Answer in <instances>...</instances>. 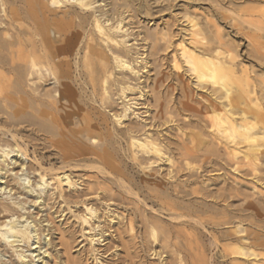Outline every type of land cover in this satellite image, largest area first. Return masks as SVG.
Here are the masks:
<instances>
[{"label":"bare ground","instance_id":"bare-ground-1","mask_svg":"<svg viewBox=\"0 0 264 264\" xmlns=\"http://www.w3.org/2000/svg\"><path fill=\"white\" fill-rule=\"evenodd\" d=\"M225 1L214 0L217 14L233 20L231 25L236 34L250 42L251 49L246 54L264 65V6H259L264 0L240 9L245 17L238 18L224 11L222 2ZM227 1L232 5L235 0ZM120 2L0 0V264H9L1 258L10 250L15 258V261L10 259V264H59L56 234L66 252L75 248L78 235L88 242L76 252L72 264H87L91 259L95 264H209L210 260L198 254V240L186 227L220 224L208 217L215 208L205 199L224 200L225 193L220 191L233 189L226 182L217 194L204 186L187 191L186 184L179 183V176L187 171L190 180L203 173L218 171L224 175L230 170L252 177L264 165V80L255 78L259 82L257 89L258 84L251 76L254 71L250 74L245 69L242 74L238 73V47L225 40L217 25L216 34L212 31L214 36L207 39L202 30L193 29L197 25L187 15L178 20L181 31L176 32L168 24V41L157 28L145 27L136 34L130 20L138 17V9L132 7V0ZM245 24L251 27L246 28ZM176 37L181 39V62L211 93L203 96L201 105L195 107L191 105L194 94L188 90L189 83L181 82L184 99L181 112L188 116L181 119V129L178 128L181 131L180 167L169 166L172 159L165 151L167 138L156 133L166 121L158 123L151 119L148 123L141 118L142 114L136 113V108L146 106L148 85L145 83L149 78L145 74L150 72L151 58L157 56L156 62L160 64L159 54L172 47ZM157 63L155 67L159 71ZM175 66L182 69L178 62ZM160 87L161 82L156 79L153 90L163 110ZM112 88H116L115 94ZM135 91L137 94L130 97ZM132 117L137 121L131 120ZM128 118L130 122L123 129ZM109 121L122 128H109ZM199 131L207 132L204 134L208 137L201 138ZM123 143L129 146L133 160L146 172L141 185L149 193L143 198L141 186L135 191L131 181L126 185V176L115 166L114 151ZM39 151L44 154L41 158H38ZM159 162L167 163L169 168L156 170ZM209 167L214 169L209 171ZM78 170L83 172L75 175L74 171ZM89 171L94 175L87 176ZM113 185H118L128 198L136 199L124 201L125 195L119 194L129 206H138L135 217L128 213L119 215L111 204L107 203L102 210L93 203L103 198L114 202ZM5 195L11 199L17 197L12 203H5L4 199H8ZM24 195L31 198L28 207L27 202L20 201ZM186 196H194L196 200L191 198L182 205L179 201ZM199 197H205L206 202H198ZM147 199L159 205V214H155L160 216L149 217L147 208L142 209ZM31 207L38 214L46 207L55 212L49 210L48 219L42 222L30 211L22 213ZM66 211L76 223L68 221ZM221 214L224 215L221 223L231 224L226 214ZM55 215H60L55 219L64 217V220L56 223ZM164 215H169L173 226L183 227L171 231V225H164ZM44 222L53 227L47 229ZM238 229L230 230L229 236L240 234ZM147 232L153 240L147 238ZM127 235L130 240L124 242ZM109 239L110 244L103 246H106L105 253L114 249L112 259L103 261L98 245ZM238 239L241 245L247 240ZM116 242L122 244L124 256ZM25 245L28 251L24 250ZM165 253L173 259L169 261ZM233 253L241 259L260 256L243 246Z\"/></svg>","mask_w":264,"mask_h":264},{"label":"rangeland","instance_id":"rangeland-1","mask_svg":"<svg viewBox=\"0 0 264 264\" xmlns=\"http://www.w3.org/2000/svg\"><path fill=\"white\" fill-rule=\"evenodd\" d=\"M127 1H131V0H127ZM194 1H196L195 2L196 5L193 4ZM124 2H125V0L124 1L122 0V2H120V3L123 4ZM193 2H192V0H173V1H167V0H157V1L156 0H132L131 5L135 6V7L134 6H132V7L135 10L138 9V11H137L138 17L135 18L134 20H132V19L130 20L132 22V24L130 26L132 29H134V32L136 34L139 33V31L144 30L145 27H148L149 29L150 28L151 29L157 28V32H162L163 35L165 36L166 41H168V39H170V37L166 36L169 33L167 27L170 25L171 27H173L175 29L176 32L181 31L182 27H181L180 22H178V20H180L181 17H185V15L191 17V19H193L194 22L196 23L197 27H195L193 29L202 30V33L204 35H207V37H208L207 39H210L211 37H213L216 34L215 31L217 32V30H216V25H217L221 31L222 36L225 38V40L227 42H231L232 44H234L238 47L237 49H238V52L240 55V57L237 61V67H236L238 70V73L242 74L241 72H243L245 69H248V72L249 71L251 72V73L249 72L250 74H252L253 71L255 72V73L253 72V74L251 75L252 77L254 76L253 77L254 80H255V78L257 81L264 80V70H263L264 68H261L263 65L262 62L260 63L256 59H254V58H252L246 54L247 51L249 49H251L250 48V42L245 38V36L236 34L235 27L233 25H231V24H233V20L232 19H225L222 16H220L219 14H217L218 8L216 7V5H215L216 3L214 2V0H200V1L199 0H193ZM256 3H257V0H235L233 2V4L231 5L226 0L224 3L222 2V8L224 9V11L229 12L232 17H237V18L239 16L245 17L244 12L240 11V9L255 6V5H257ZM259 6L262 7V6H264V4H261ZM163 10H165V11L160 13V14L156 13V11H163ZM208 24H209V27H207ZM245 27L250 28L251 26L245 24ZM139 28H140V30H139ZM163 29H164V31H163ZM212 31H214V35H211V33H213ZM208 32H210V33L208 34ZM167 37H169V38H167ZM153 43L154 42H151V44H152L151 46L154 45ZM171 44H172L171 45L172 47H170L166 51L162 50L164 52L161 51V53L159 54L160 60L162 59V61H159L161 66H160V64H158L156 62V58H158L157 56L156 57L153 56L151 58L150 72H148L149 74H145L146 76L148 75L147 77L149 78V80H147V83H145V85L146 84L148 85L147 93H146V97H145L146 98V106H144V107L139 106L138 108H136L137 109L136 113L138 112V114H142L141 118H143L144 120H147L148 123L151 122L152 120H155V122H158V123H160V121H161V123H164L166 121L165 122L166 124L162 128L157 129L158 132L156 130V133L164 134V137L167 138V140H166L167 144H165L166 145L165 151H166L168 157L170 156V158L172 160H174V161H172L170 159L171 163L173 165H171V163H169V166L176 165V167L177 166L180 167L181 131H179L178 128L181 129V119H184L187 115L186 113L181 112V103L184 102V99H182L183 97H181V82L186 81L187 83H189L190 86L188 87V90L192 94H194L193 97L191 98V105H193L195 107H199L201 105V99L203 96L209 95L211 93H210V90L208 88H205L203 85H201L202 83L200 80L197 79L196 75L187 71V67L185 66L184 63L181 62V59H180L181 39L179 40V37L173 38ZM184 45H186V44H184ZM153 51H152L153 54H155L156 51L155 50H153ZM199 51L200 50H198L197 52H199ZM250 58H251V61H250ZM155 62L159 65V69H160L159 71L155 67L156 66ZM177 62L179 63L180 66L182 65V69H181V67L179 70L176 69L175 64ZM263 67H264V65H263ZM256 73H258V74H256ZM181 74L183 76L182 79H181ZM156 79H159L161 82V87L158 90L162 94V97H163L162 105H163L164 109L166 108L165 111H164V109L160 110V108H159L160 103H158V101H157L158 99L155 96L154 83H155ZM256 80H255V82H256V84H258L257 89H259V82L257 83ZM115 89L116 88H112L113 94L116 93ZM137 92L138 91H135L131 94L128 93V94H129V96L130 95L132 96V95L137 94ZM141 102H145V101H141ZM120 108H121V106H119L118 109H120ZM140 108H142V109H140ZM147 111H148V114H145V112H147ZM133 118L134 117H132L131 120H133ZM158 118L160 120H157ZM129 120L130 119L128 118V121L127 120L124 121L123 129L126 127L125 125L130 122ZM134 121H137V119L134 118ZM109 125H110L109 128H111L113 130H117V129L122 128V126H119L118 124H116L112 121H109ZM184 132L189 133L190 130L188 131V129H186V130L184 129ZM199 133H200L201 138H207L208 137V135L206 137V134H208L207 132L199 131ZM204 133H206V134H204ZM9 139H11V138H9ZM168 144H169V146H168ZM178 145H180V146H178ZM120 146L122 148L118 149ZM177 147H179V148H177ZM167 150L170 152H168ZM33 151H34V149H31V152H33ZM116 151H114L115 152L114 163H115V166H117L119 168L118 170H120L126 176L125 184L127 185L131 181L130 183L133 185L135 191L138 190V187H139L138 185H140L141 189H142L140 196H141V198H143L144 195H147L149 193L147 191V189L142 188V185H141V181H143V178L145 177L146 172H144L143 169H141V167H139L137 161L133 160L132 151L130 150L128 145H126L124 143L121 145H118L116 148ZM121 151H122V153H121ZM42 156H44L43 152L39 151L38 158H41ZM45 157H47L46 154H45ZM33 159H34V156L32 155L31 160H33ZM50 166H51L50 164L46 165L47 168H50ZM169 166H167V163L165 164L163 162L162 163L159 162L157 164V166L155 165V168H156V170H160L161 168L163 170H167L169 168ZM57 167H59V163L57 164L56 168ZM263 167H264V165L261 167L262 169L260 168L257 176H252V177L249 175H246L245 173H237V172L232 173L230 170H229L230 172L227 170L226 173H224V175H220V173H218V171H215V172L212 171L214 169L213 167L208 168V170L212 171V172L203 173V176H201L199 178L198 177L192 178L193 180L192 179L189 180L187 178V176L189 174V173L187 174V171L185 172L186 174H184V172H183V174L181 173V175L179 176V180H178L179 183H181L182 185L186 184L185 187H186V189H188L187 191H190L192 188H203V186H204V187H208V188L211 187V189L213 191L212 193L217 194L218 191L221 190V188L225 185L226 182L229 184L230 188L233 189V190H227L225 192L222 190L220 191V192L225 193V199L224 200L218 199V198L217 199L216 198H209V199L206 198L205 199V197L204 198L199 197V199H197L198 202H201V203L207 201L210 206H213L215 208V210L213 212H211L207 215H208V217H212L214 220L219 221L220 224H217V225L210 224V226H208V227L206 226V228H203L201 226H198L197 228L186 227L187 232L194 234L198 240V243L200 245V249L197 250L198 254H203L208 260H210L211 264H234L236 262L237 263H244V264H264V173H263L264 168ZM81 171L82 170L74 171V173H75V175H80L83 172V171L82 172ZM260 173H262V174H260ZM92 174L93 173L89 171L86 175L87 176L88 175L93 176L94 174L93 175ZM164 174H166V173L164 172ZM226 174H227V176H226ZM182 175H184V177H181ZM31 177H32V181H34V176L31 175ZM196 178H197V180H196ZM185 182H187V183H185ZM105 183L107 184L106 181H105ZM166 183L170 185V183H168V181ZM113 187H114V192L116 191L115 194L117 196V197L116 196L114 197V199H113L114 202L113 201H112V203L110 201L108 202V200H110L109 198H107V200L103 198L102 199L103 201L95 199V200H93V203L96 202L95 205L97 204L98 207L100 206L99 208H101L102 210H105L106 205L111 204L112 210L116 209L118 212H120L119 215H128V214L131 215L132 214L133 217H135L134 211L138 210V209H136L138 206L137 207L136 206H129L128 203L131 200L136 201V199L132 196H129V198H128V195L126 196V194H124L121 189L120 190L118 189V185H113ZM233 191H234V193H233ZM122 193L125 196L122 195ZM119 194H120V196L125 197L124 201H126V198H128L127 200L129 202L127 201L128 203L127 202L125 203L124 201H122L121 200L122 197L120 198ZM4 197L8 198L7 200L4 199L5 203H6V201H7V203H12V199L13 198L15 199L17 196H13L12 199L10 198L11 196H7V195H5ZM193 197L194 196H191V197L186 196V197L182 198L183 201H182V199H180L181 201H179V200L178 201L182 202L181 203L182 205H186L187 202L188 203L190 202L189 200L195 199V197L194 198ZM20 199H21L20 201H22V202H27V204L28 203L31 204V200H30L31 198H27L25 195L20 197ZM129 199H131V200H129ZM174 199H175V197H173L172 200L175 201ZM17 201H19V200H17ZM99 201L101 202V204L99 203ZM29 204L27 205V207L29 206ZM156 204L157 203L153 202V200L147 199V205L146 206L143 205L144 207L142 206V209L145 208V210H146V208H147L148 212L146 210V214H148L149 217L160 216V215L155 214V213L159 214L158 213L159 205L158 204L156 205ZM126 205H127V208H126ZM139 207H140V205H139ZM129 208H131V209H129ZM49 210H50V207L49 208H47V207L42 208V212H40L38 214V210L35 207H31L29 210L22 211V213H28V211H30L31 213L34 214V217H37V220L41 219V221L43 222L44 220L48 219L47 214L49 212L50 213L55 212V209L50 210V211ZM74 210H76V208H74ZM130 210H132V211H130ZM122 212H124V213H122ZM126 213H128V214H126ZM221 213L226 214V218L228 220H231L230 221L231 224L225 225L224 223H221V222H223V220L221 221V219L224 216ZM65 215H68V218L70 217L68 219V221L70 223H76V219L74 217L71 218V214L69 212L66 211ZM25 216L27 217V214ZM59 216L60 215L54 216V221L56 220L55 221L56 223H58L60 220H64V217L59 218V219H55ZM162 218H163L165 227H167V226L170 227V225H171L170 230L172 229L171 231H173V232L176 229L175 227H177L179 229H181V227H183L180 225H174L173 226L172 225L173 223H171L172 220L170 219L169 215H164ZM227 219H225V220L227 221ZM68 221H66V222H68ZM114 222H117V221H114ZM139 222L140 221L137 218L136 219V226L138 228L136 227V229H137L136 231H139L138 234L140 233V229H139L140 223ZM113 224H115V223H113ZM45 225H48L47 229H48V227H51V228L53 227V225L51 226L50 224H48V222H44L43 226H45ZM233 228H236V229L239 228L238 230L241 233L238 235L233 234L232 236H229L230 230H233ZM53 230H54V228H53ZM158 232L160 234V231H158ZM146 234H147L146 236L148 239L153 240L149 232H147ZM106 235H109V233ZM77 237H78L77 242H76V244L73 245V247H75V248L66 252L65 248L61 247L59 245V243H60L59 235L58 234L55 235V245H57V250L59 253V259L61 261V262H59V264H72L71 261L76 257V252L79 251L82 247L88 245V242H86L84 238H81L79 235ZM240 237H245L247 239V240L242 242L243 245L240 244L241 241H239V239H238ZM125 240H127V241H125ZM125 240H124V242H128V240H130L128 235H127V237L125 236ZM110 241H111V239L107 240L103 244L98 245V247L100 248L99 252L101 255H103L102 256L103 261L104 260L109 261L112 259V252L114 251V249L108 253H105V247L108 246V244H110ZM213 241H215V242H213ZM81 242H83V243H81ZM79 243H81V244H80V246L77 247L76 245ZM104 244L106 246H103ZM116 244L120 245V248L118 250H120V253H122V255L124 256V252L122 251L123 250L122 244L119 242H116ZM239 246H243L246 249V251H252L255 254H258L260 256H258V257L252 256V257H246L244 259L243 258L241 259L233 253L235 251V249ZM23 248L25 251H28V247H26V245ZM7 249L9 250V247ZM32 249H34V247H32ZM43 251H45V249H43ZM9 252L10 253H8L6 256L2 257L1 259L3 262L5 261L6 263L10 264V259H12V261H15V258L14 257L12 258V252L13 251L10 250ZM30 253L31 252H28V254H30ZM35 255H37V252L34 253V256ZM165 256L168 257L169 261L173 259V257H171L172 255H170L168 253H165ZM29 259H31V258H28V260ZM210 262H209V264H210ZM87 264H95V262H93V260L91 259L87 262Z\"/></svg>","mask_w":264,"mask_h":264}]
</instances>
